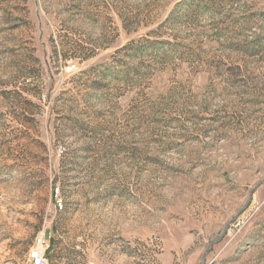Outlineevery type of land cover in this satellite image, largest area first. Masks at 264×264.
Segmentation results:
<instances>
[{
  "label": "rangeland",
  "instance_id": "1",
  "mask_svg": "<svg viewBox=\"0 0 264 264\" xmlns=\"http://www.w3.org/2000/svg\"><path fill=\"white\" fill-rule=\"evenodd\" d=\"M263 178L264 0H0V264H264Z\"/></svg>",
  "mask_w": 264,
  "mask_h": 264
},
{
  "label": "built area",
  "instance_id": "2",
  "mask_svg": "<svg viewBox=\"0 0 264 264\" xmlns=\"http://www.w3.org/2000/svg\"><path fill=\"white\" fill-rule=\"evenodd\" d=\"M50 248L49 239L46 238L44 232L39 233L30 250L28 251V264H48L46 253Z\"/></svg>",
  "mask_w": 264,
  "mask_h": 264
},
{
  "label": "water",
  "instance_id": "3",
  "mask_svg": "<svg viewBox=\"0 0 264 264\" xmlns=\"http://www.w3.org/2000/svg\"><path fill=\"white\" fill-rule=\"evenodd\" d=\"M262 184H264V178H263L262 180H260V181L254 186V188L251 190V192H250V194H249V198H248L246 204L244 205V207L242 208L241 211H243V209H245V207L247 206V204H248L249 200L251 199V196H252V194L254 193V191H255L260 185H262ZM241 211H240V212H241ZM226 229H227V227H225V228L223 229V231L221 232V234H220L217 238H215L214 240H211V241L209 242V244L206 246L205 251H204L203 256H202V264L204 263L205 256H206L207 252L209 251L210 247L213 246V245H215V244H217V243H218V242L224 237V235H225V233H226Z\"/></svg>",
  "mask_w": 264,
  "mask_h": 264
}]
</instances>
